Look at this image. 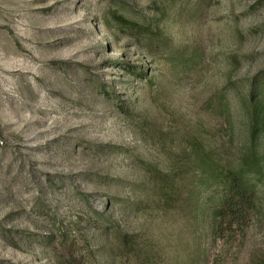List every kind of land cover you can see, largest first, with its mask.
Returning <instances> with one entry per match:
<instances>
[{"label": "rangeland", "instance_id": "rangeland-1", "mask_svg": "<svg viewBox=\"0 0 264 264\" xmlns=\"http://www.w3.org/2000/svg\"><path fill=\"white\" fill-rule=\"evenodd\" d=\"M167 1L0 0V264H251L264 252V169L253 176L257 210L234 238L208 226L216 183L189 164L180 171L185 130L221 164L247 143L238 101L264 84V0L195 10L186 0L164 29L203 57L143 85L111 60L118 48L153 69L138 49L142 25H162ZM223 96L231 127L217 114ZM145 167L175 173L144 187Z\"/></svg>", "mask_w": 264, "mask_h": 264}, {"label": "trees", "instance_id": "trees-1", "mask_svg": "<svg viewBox=\"0 0 264 264\" xmlns=\"http://www.w3.org/2000/svg\"><path fill=\"white\" fill-rule=\"evenodd\" d=\"M205 2L208 1L195 0L194 2L193 0V9L199 8ZM183 5H186V0H168L163 4L162 14L158 17V20L156 19V22H161L163 27L158 25L151 30L150 27L142 25L145 30L144 34L148 39L143 44L141 43L138 49L150 65H152V62L154 63L153 69L146 71L144 65L129 63L125 59L126 54L118 48L115 49L118 56L111 61L115 65L120 64L119 68L124 69L125 72L133 76V79L140 80L145 83L143 85L147 86H152L155 82H158L165 72L179 76L181 73L184 74L191 70L203 57L201 49L193 43L173 44L169 30L164 29L168 22L173 20L176 22L178 18H183ZM118 19L123 24H134L133 21H128L120 15ZM101 24L103 28L107 29L109 35L112 34L104 16L101 17ZM159 61L163 62V65ZM238 102L247 114V143L239 151L234 164H221L207 139L202 141L201 135L195 132L197 129L192 132L185 130L183 133L189 152L188 157L186 156L185 159L186 162L183 163L184 167L180 171L187 169L185 165L189 164L192 169L201 170L206 175V182L214 181L216 187L219 188L216 200L212 201V206L209 209L208 226L214 234V238H234L243 234L257 210L253 176L260 175L264 169V156L259 150V140L264 134V84L254 86L251 83L248 85L243 101L239 100ZM217 105V114L223 117L226 126L231 127L232 111L228 101L224 96L220 97L217 100ZM143 169L145 182H142V184L144 187L150 186V188L151 176L166 182L167 175L171 172L175 173L173 168L169 173H161L155 167L150 169L145 167ZM147 175L149 176V182ZM152 190L159 193L158 188L155 186L152 187ZM208 199L210 200V197ZM126 245L130 247L132 252L138 249V244L132 239L126 240ZM146 260L145 264H154L152 261L148 263V258ZM251 264H264V252Z\"/></svg>", "mask_w": 264, "mask_h": 264}]
</instances>
